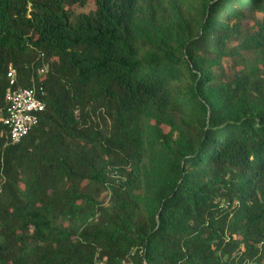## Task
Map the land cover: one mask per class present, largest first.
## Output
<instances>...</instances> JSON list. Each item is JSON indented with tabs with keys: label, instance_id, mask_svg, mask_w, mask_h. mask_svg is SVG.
<instances>
[{
	"label": "trees",
	"instance_id": "obj_1",
	"mask_svg": "<svg viewBox=\"0 0 264 264\" xmlns=\"http://www.w3.org/2000/svg\"><path fill=\"white\" fill-rule=\"evenodd\" d=\"M263 67L264 0H0V264H264Z\"/></svg>",
	"mask_w": 264,
	"mask_h": 264
},
{
	"label": "built area",
	"instance_id": "obj_2",
	"mask_svg": "<svg viewBox=\"0 0 264 264\" xmlns=\"http://www.w3.org/2000/svg\"><path fill=\"white\" fill-rule=\"evenodd\" d=\"M47 68L41 70L45 75ZM8 90L5 94L6 113L2 119L3 126L8 132V145L20 144L39 124L40 116L46 110V104L39 98L35 88L18 87L17 71L11 69L7 73Z\"/></svg>",
	"mask_w": 264,
	"mask_h": 264
},
{
	"label": "rangeland",
	"instance_id": "obj_3",
	"mask_svg": "<svg viewBox=\"0 0 264 264\" xmlns=\"http://www.w3.org/2000/svg\"><path fill=\"white\" fill-rule=\"evenodd\" d=\"M93 9H94V2L91 1L90 4H88L85 8L76 9L75 14L88 13ZM249 56L250 55H245V58H250ZM252 59H253L252 61H255L256 57H253ZM224 68L226 69V72L229 75H231L233 72H237V70H239L238 66L234 65V62L232 63L229 60L224 62ZM232 69H234V70H232ZM263 70H264V67H263Z\"/></svg>",
	"mask_w": 264,
	"mask_h": 264
}]
</instances>
